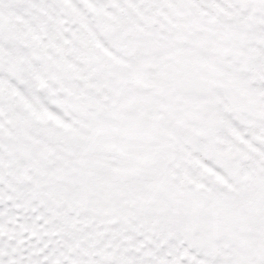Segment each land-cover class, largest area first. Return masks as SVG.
Returning <instances> with one entry per match:
<instances>
[{
	"label": "snow or ice",
	"instance_id": "snow-or-ice-1",
	"mask_svg": "<svg viewBox=\"0 0 264 264\" xmlns=\"http://www.w3.org/2000/svg\"><path fill=\"white\" fill-rule=\"evenodd\" d=\"M0 264H264V0H0Z\"/></svg>",
	"mask_w": 264,
	"mask_h": 264
}]
</instances>
